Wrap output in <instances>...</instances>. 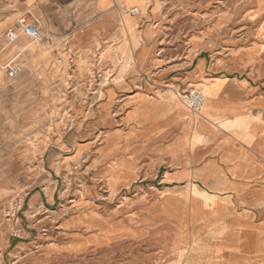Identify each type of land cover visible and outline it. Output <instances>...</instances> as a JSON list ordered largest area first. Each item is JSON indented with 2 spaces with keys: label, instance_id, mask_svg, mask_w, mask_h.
<instances>
[{
  "label": "crops",
  "instance_id": "obj_1",
  "mask_svg": "<svg viewBox=\"0 0 264 264\" xmlns=\"http://www.w3.org/2000/svg\"><path fill=\"white\" fill-rule=\"evenodd\" d=\"M112 1L96 0L97 8L89 14L86 7L72 13L61 0H47V5L40 0H0V64L12 62L21 68L12 80L0 77V144L23 140L26 113L46 108V82L41 77L35 82L17 62L27 51L21 38L29 41L17 25L22 16L38 19L55 41L31 44L41 43V48L66 57L58 69L59 57L47 62L28 52L30 64L38 65L45 79L50 74L51 94L70 101L80 92L89 98L84 105L93 109L104 93L106 120L113 125L96 153L95 167L104 168L96 183L77 191L84 195L71 196L74 204L68 209L73 214L59 227L69 237L43 251L46 263L62 258L72 264H183L192 240H199L201 249L192 253L191 264H207L209 257L224 255L232 260L222 264H264V43L240 46L234 43L240 40H228L226 51L212 57L198 37L191 39L189 71L179 78L167 75L165 84H152L161 73L145 75L141 65L134 74L107 73L111 68H103L102 55L127 59L132 54L127 46L139 48L148 40L140 19L129 13L137 43L132 46L130 33L122 24L118 29L110 13ZM8 33L17 35L14 42H7ZM79 50L91 52L86 55L88 66L78 68ZM98 66L104 69L102 87L94 84ZM203 77L211 95L194 119L166 89L179 88V80L186 93ZM158 95L167 100L169 110L164 113L163 107L146 100ZM61 102L57 108L74 110L72 102ZM89 148H78L74 156H83ZM76 160L72 157L68 163ZM6 185L0 181V190ZM58 198L55 190L51 196L33 194L27 205L31 209L41 201L49 207ZM27 238L14 237L9 247L29 248L32 240Z\"/></svg>",
  "mask_w": 264,
  "mask_h": 264
},
{
  "label": "rangeland",
  "instance_id": "obj_2",
  "mask_svg": "<svg viewBox=\"0 0 264 264\" xmlns=\"http://www.w3.org/2000/svg\"><path fill=\"white\" fill-rule=\"evenodd\" d=\"M40 1L44 5L48 3L47 0ZM61 1L62 6L69 8L72 13L77 12L81 7H86L90 14L97 8L96 0ZM105 1L108 0H99L101 4ZM113 1L110 4V13L115 19L117 28L125 27L131 35L129 13L135 11L134 15L140 19L139 28L147 30L148 40H145L139 48L127 46V52L132 53L127 59L122 56V59H116V57L110 59L102 55L101 60L106 61V63L103 61V68L107 70L111 68L107 73L134 74L139 71V65H141L140 70L145 75L161 73L162 76L152 84H165L167 75L179 78L189 71L192 58L191 48H189L191 39L198 37L203 47L209 49L212 57L218 56L221 51H226L223 45L228 40H240L234 42L240 46L264 43V0H122V4H118L120 0ZM152 11L155 15L149 16ZM42 33L43 40H51L55 43L52 35L44 30ZM245 35L249 38L242 39ZM175 36H178L176 41ZM131 37L132 46L136 47L137 43L132 35ZM37 44H31L30 40L21 38L20 45L27 48V51L17 59V62L22 65L23 73L34 78L35 82L40 77L42 82H46L48 89L45 93L46 108L42 105L40 110L37 108L33 112L26 113L27 117L23 121L25 129L22 131L26 136L23 140L16 138L15 141L10 140L0 144L2 167L0 181L1 184H7L3 190H0V264H72L66 259L55 260L50 257L51 262L46 263L43 251L53 247V244L65 242L69 237L68 232L62 231L59 227H63L65 218L73 214L74 210L71 212L68 209L74 204L70 201L74 199L71 196L84 195V192L77 191H85L90 184L96 183V179L100 176L98 174L104 168L103 164L95 167L96 153L102 147L105 132L113 128V125L106 120L109 118V113L105 110L104 93L93 109L84 105L89 98L80 92H76L75 96L72 94L70 101L61 95L51 94L50 74L48 79H45L38 65L30 64L28 52L32 55H40L47 62L53 61L56 57H62L65 61L66 57L57 56L51 49L41 48L39 46L41 43ZM21 53H23L22 50ZM90 53V51L79 50L78 68L88 66L89 60L86 55ZM13 56L14 54H11L10 58ZM103 68L98 66L100 72L96 73L94 84L99 87H102L104 83L103 79H99L104 72ZM177 81L181 85L179 88L176 86L166 90L170 93L178 89L177 92L182 95L185 93L186 85ZM66 84V80L61 77V85ZM197 84L205 85V87L195 88H199L207 100V97L211 95V87L207 79L203 77ZM150 94L148 93L147 96L150 97ZM178 96L175 99L187 111ZM62 99L65 103L73 104L74 110H62L61 106L57 108L58 103L62 105ZM34 100L37 103V97ZM146 100L155 102V99L147 98ZM197 118L196 116L195 119ZM80 147L90 148L84 152L83 156L81 154L74 156ZM72 157L77 160L73 164L68 163ZM9 165L13 167L10 168ZM6 172L14 173V175L10 174L7 178L4 174ZM10 185H15L18 189L10 191L12 188ZM54 190L59 198L54 200L53 205L44 207L39 201V205L31 209L28 207L27 203L33 194L45 193L51 196ZM64 190H66L65 194H63ZM22 235L28 236L25 241L32 240L28 243L30 249L26 248L27 245L17 251L13 249L14 247H9L13 243L12 238L18 239ZM245 240L254 242L247 237ZM204 241L208 242V239ZM198 248L201 249L200 241L192 240L187 249V264L192 263V253ZM231 260L232 257L227 255L217 258L209 257L207 264L231 263Z\"/></svg>",
  "mask_w": 264,
  "mask_h": 264
},
{
  "label": "built area",
  "instance_id": "obj_3",
  "mask_svg": "<svg viewBox=\"0 0 264 264\" xmlns=\"http://www.w3.org/2000/svg\"><path fill=\"white\" fill-rule=\"evenodd\" d=\"M130 14H135V11H130ZM17 25L20 28V33H22L31 42H39L44 39L42 33L41 22L32 16H22L18 19ZM17 38L14 33H8L6 35V40L8 43H12ZM65 61L62 57H59L55 61V65L60 69L64 65ZM21 71V68L8 62L5 65L0 64V77L5 74L6 78L9 80L14 79ZM181 104L192 114L198 113L205 102V97L203 93L196 88H192L186 93L180 95Z\"/></svg>",
  "mask_w": 264,
  "mask_h": 264
},
{
  "label": "bare ground",
  "instance_id": "obj_4",
  "mask_svg": "<svg viewBox=\"0 0 264 264\" xmlns=\"http://www.w3.org/2000/svg\"><path fill=\"white\" fill-rule=\"evenodd\" d=\"M24 50L25 49H22V52H24ZM35 51H37V50H35ZM198 86H201V87H205V85H203V84H195L194 85V87H198ZM166 91V90H165ZM164 93V92H163ZM168 95V94H167ZM177 96H178V94L176 93V92H174V91H172V92H170V99H175V98H177ZM206 96V95H205ZM178 98H180L179 96H178ZM155 103H157L160 107H163L162 108V110H163V113L164 112H166V111H168L169 110V106L167 105L168 103H167V100L166 99H164V97H162L161 95H158L156 98H155ZM203 108V107H202ZM202 110V109H201ZM200 110V111H201ZM200 115V113H198L196 116L198 117ZM196 116H192L194 119H195V117ZM183 264H187V262H186V259H185V261L183 262Z\"/></svg>",
  "mask_w": 264,
  "mask_h": 264
}]
</instances>
